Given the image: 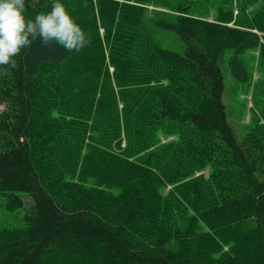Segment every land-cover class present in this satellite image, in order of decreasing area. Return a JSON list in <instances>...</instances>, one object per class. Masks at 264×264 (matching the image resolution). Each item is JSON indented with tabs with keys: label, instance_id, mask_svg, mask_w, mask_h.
Returning <instances> with one entry per match:
<instances>
[{
	"label": "trees",
	"instance_id": "trees-1",
	"mask_svg": "<svg viewBox=\"0 0 264 264\" xmlns=\"http://www.w3.org/2000/svg\"><path fill=\"white\" fill-rule=\"evenodd\" d=\"M59 2L91 43L0 66V193L31 197L0 264H264V0ZM223 63L258 96L242 138Z\"/></svg>",
	"mask_w": 264,
	"mask_h": 264
},
{
	"label": "clouds",
	"instance_id": "clouds-1",
	"mask_svg": "<svg viewBox=\"0 0 264 264\" xmlns=\"http://www.w3.org/2000/svg\"><path fill=\"white\" fill-rule=\"evenodd\" d=\"M24 8L25 0H0V66L17 68L15 57L37 40L45 47L59 45L67 52H79L91 43L59 0L49 13L37 14L34 21L25 18ZM3 74H8L7 68Z\"/></svg>",
	"mask_w": 264,
	"mask_h": 264
},
{
	"label": "rangeland",
	"instance_id": "rangeland-1",
	"mask_svg": "<svg viewBox=\"0 0 264 264\" xmlns=\"http://www.w3.org/2000/svg\"><path fill=\"white\" fill-rule=\"evenodd\" d=\"M152 8V6H150ZM212 20V15L210 16ZM164 37L166 46L172 47L175 50H183V44L173 34V32H158ZM168 33V34H167ZM258 51L249 52L247 59L253 67V80H257L259 73L257 71V56ZM227 64L223 63L222 69L225 74L226 89L224 94V102L227 106L228 120L235 129L238 137L242 138L247 131V123L252 117V109L260 111L256 107L255 102L258 96H254L253 85L247 87V84L236 81L228 71ZM6 108V104H0V111ZM125 146V143L123 144ZM208 174V170L204 171ZM200 174V173H198ZM23 204L14 209L7 207V198L0 193V228H21L25 226L26 220L24 218L25 212L31 203V197L28 193H21Z\"/></svg>",
	"mask_w": 264,
	"mask_h": 264
}]
</instances>
